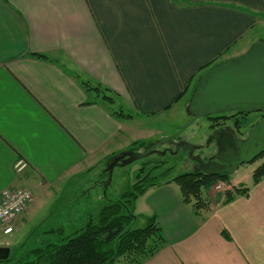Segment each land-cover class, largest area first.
<instances>
[{
    "label": "crops",
    "instance_id": "obj_1",
    "mask_svg": "<svg viewBox=\"0 0 264 264\" xmlns=\"http://www.w3.org/2000/svg\"><path fill=\"white\" fill-rule=\"evenodd\" d=\"M263 35L264 0H0V192L32 194L0 233L45 222L73 177L149 139L146 129L135 138L137 123L186 106L201 75ZM82 83L107 89L111 102ZM115 105L128 117L113 116ZM18 160L26 163L19 174ZM249 199V190L221 198L196 217L174 183L147 190L135 213L156 215L165 244L141 264H249L240 250L258 247L264 223V208L250 214Z\"/></svg>",
    "mask_w": 264,
    "mask_h": 264
},
{
    "label": "rangeland",
    "instance_id": "obj_2",
    "mask_svg": "<svg viewBox=\"0 0 264 264\" xmlns=\"http://www.w3.org/2000/svg\"><path fill=\"white\" fill-rule=\"evenodd\" d=\"M188 102L186 103V106H184V102H181L175 108V112H172L164 118H155L151 120L145 126L146 128H143L142 126L139 127L140 123H137L133 128L135 130V136H137L135 138L142 136V132L145 131V129L151 131V133L149 135V139L140 137L142 138L139 140L141 143H143L142 140H148L145 141L141 147H137L134 153L142 154L151 145L156 144L162 138L177 134L182 127L187 125L191 119L187 110ZM111 108V111L118 112V110H122L123 114H129L128 111H126L123 107L120 108L119 105L111 106ZM223 115L229 119L218 121H211L209 119L210 117L197 119L181 134L174 138L173 141H177L179 144L184 143L192 145L194 147L192 153L193 156L199 157L206 162L213 152L212 149L214 147V139L211 137L214 135L215 131L217 132L221 129L225 131L228 130L229 132H232L236 138L244 140L246 139L248 132L264 116L263 113H251L243 119L241 117H236L237 114L233 113ZM183 151L184 152H182V149L176 151L171 145L156 147L154 149V153L150 156L133 161L130 164L122 165L119 160L118 163L113 166L109 177H107L108 166H106V164L109 165L114 159L121 157L127 152H131V150H127V152L125 150L123 153H116L114 154L115 157L113 156L114 159H112L111 162L110 159L113 157L104 161L101 166L73 177L66 185L62 199L63 203L59 207V202L53 201L51 208L48 211V215L51 214L52 222L57 223L58 227L65 228L66 233L72 229H80L85 223V213L87 211L90 210L95 212L104 203L116 200L120 193H122L128 185H131L136 181V175H140L139 173L141 169H143V172L141 173V176H143L150 173L155 167L159 166L153 174L159 175L163 171H170L169 178L185 172H193L195 164L187 158L186 150ZM262 163H264V155L255 159L253 162L239 166L238 169L229 176L230 186L221 182H216L210 189L204 191L203 196L210 204L214 202L216 204V202H218L221 198L223 199L222 201H224L223 194L226 191H232L233 188L242 189L245 187L250 193L247 210L250 211V214H256V207L261 206L264 208V185L263 187L258 188V190H255L252 183V173ZM219 195H222L221 198H218ZM60 196L61 195L57 198ZM260 212L264 213V209ZM263 213L259 216L264 221V218H262ZM46 219H48V216ZM49 220L50 219L29 228L26 234L22 233L16 235L13 233L11 236L13 239L0 233V242H5L6 240H16V243L19 245L22 243L28 244V237L35 234L34 236L39 238L43 230L47 228ZM256 222L258 223V221H255L254 225H257ZM143 226L144 220L138 218L129 228H141ZM250 227L252 226L249 225V228ZM258 227L262 228V235L260 236L256 234V237L254 238V242H257L258 247L251 250L249 247H243L240 250L249 256V264H264V223ZM124 263L125 262L121 260L118 264Z\"/></svg>",
    "mask_w": 264,
    "mask_h": 264
},
{
    "label": "trees",
    "instance_id": "obj_3",
    "mask_svg": "<svg viewBox=\"0 0 264 264\" xmlns=\"http://www.w3.org/2000/svg\"><path fill=\"white\" fill-rule=\"evenodd\" d=\"M33 56L37 59L47 60L45 56ZM81 85L86 91L101 92V100L107 103L111 102V99L104 95L107 89L101 91L99 88H91L85 83ZM234 113L238 114V112ZM111 114L115 117H128L123 114L122 110L111 111ZM209 119L218 121L229 118L224 115H216ZM143 144L139 141L134 142L128 150L134 152L137 147H141ZM113 156L114 154L107 157L105 161ZM114 157L110 159V162ZM106 166L108 165L106 164ZM158 167L143 176H141L143 172L141 169L140 175H136V181L128 185L116 200L104 203L95 212L87 211L85 223L80 229H72L66 233L65 228L58 227L57 223L52 222L50 214L47 228L43 230L41 236L37 238L34 236L35 234L30 235L28 244L22 243L16 246L9 252L8 258L0 261V264H118L121 260L125 262L124 264H141L157 253L165 244L156 215L141 216L135 213L137 200L147 190L174 183L179 189L182 203L189 206L192 214L198 217L210 209L209 201L203 196L204 191L210 189L216 182L230 186V175L227 174L212 176L193 171L169 178L170 171H163L159 175L153 174ZM263 178L264 163L253 171L252 183L256 185ZM64 192L57 201L59 207L63 203ZM247 194L248 189L245 187L242 189L233 188L232 191H226L223 194V204L230 203L237 196H246ZM138 218L144 220V226L130 229L129 227Z\"/></svg>",
    "mask_w": 264,
    "mask_h": 264
},
{
    "label": "water",
    "instance_id": "obj_4",
    "mask_svg": "<svg viewBox=\"0 0 264 264\" xmlns=\"http://www.w3.org/2000/svg\"><path fill=\"white\" fill-rule=\"evenodd\" d=\"M191 119L177 134L162 138L151 145L142 154L127 152L108 165V177L113 166L120 160L122 165L144 159L154 153V149L171 145L176 151L186 150L187 158L199 165V172L207 175L233 174L239 166L250 163L264 154V116L248 132L246 139L236 143V150L221 164L192 155L194 147L189 144H177L173 141L188 126L200 118L227 113L264 114V40L255 41L250 49L240 57L220 62L201 77L192 92L187 105ZM9 249L0 248V261L9 256Z\"/></svg>",
    "mask_w": 264,
    "mask_h": 264
},
{
    "label": "built area",
    "instance_id": "obj_5",
    "mask_svg": "<svg viewBox=\"0 0 264 264\" xmlns=\"http://www.w3.org/2000/svg\"><path fill=\"white\" fill-rule=\"evenodd\" d=\"M26 168L23 160H18L14 165L15 173L19 174ZM32 202V194L24 188L5 189L0 192V224H8L28 208ZM12 232L10 227L3 230L4 235Z\"/></svg>",
    "mask_w": 264,
    "mask_h": 264
},
{
    "label": "flooded vegetation",
    "instance_id": "obj_6",
    "mask_svg": "<svg viewBox=\"0 0 264 264\" xmlns=\"http://www.w3.org/2000/svg\"><path fill=\"white\" fill-rule=\"evenodd\" d=\"M249 115L250 114L238 112L236 117H241V118L245 119ZM239 131H240V129H239ZM211 138L214 139V144H213L214 147L212 149L213 152H212L211 156L208 158V160L206 162L204 161L205 163H207L208 161H211V162H217V163L221 164L220 160L226 159L227 157H229L230 154H232V152H234L236 150V143L239 140H241L239 138H236L232 132H229L228 130L225 131L222 129L217 131V132L215 131L214 135ZM175 143H177V141ZM177 144H179V143H177ZM179 145H181V144H179ZM182 152H184V151L182 150ZM187 153L188 152L186 151V156H187ZM192 153H193V151H192ZM191 162H193V161H191ZM194 164H195L194 165V171L195 172L199 171V165H197L196 163H194Z\"/></svg>",
    "mask_w": 264,
    "mask_h": 264
}]
</instances>
